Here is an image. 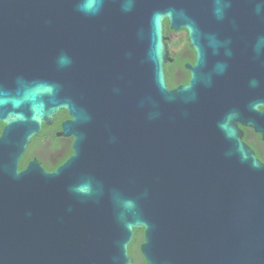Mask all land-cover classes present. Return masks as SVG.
Here are the masks:
<instances>
[{
    "label": "water",
    "instance_id": "obj_1",
    "mask_svg": "<svg viewBox=\"0 0 264 264\" xmlns=\"http://www.w3.org/2000/svg\"><path fill=\"white\" fill-rule=\"evenodd\" d=\"M165 20L196 53L175 89ZM3 41L25 56L0 78V264H131L138 228L146 264H264V165L235 128L264 109V0H0ZM61 109L71 156L19 170Z\"/></svg>",
    "mask_w": 264,
    "mask_h": 264
},
{
    "label": "flooded vegetation",
    "instance_id": "obj_2",
    "mask_svg": "<svg viewBox=\"0 0 264 264\" xmlns=\"http://www.w3.org/2000/svg\"><path fill=\"white\" fill-rule=\"evenodd\" d=\"M163 35L166 38L165 43L169 52L170 62L165 64L166 84L169 89H175L179 86H186L190 80L191 67L196 62V53L189 40V33L186 29L178 31L172 30L165 20L163 21ZM24 48L16 49L11 43L2 42L0 45V78L10 85L12 77L20 69H23ZM17 57L20 59V65L17 67ZM173 80L177 85L170 88L168 81ZM259 114L251 118L249 124L235 122V128L239 133L241 143L252 153L254 159L261 165H264V109L258 107ZM70 120L67 111L61 109L54 116L50 125H43L40 133L32 138L25 149L24 155L28 161L27 164L36 160L45 169L44 164H48V172L54 171L72 154V138L60 136L62 124ZM5 124L0 122V136ZM39 140L37 143L35 141ZM63 160V162H61ZM61 162V163H60ZM145 243V229L138 228L133 230V239L131 242L133 256L131 264H146L142 254L141 247Z\"/></svg>",
    "mask_w": 264,
    "mask_h": 264
},
{
    "label": "trees",
    "instance_id": "obj_3",
    "mask_svg": "<svg viewBox=\"0 0 264 264\" xmlns=\"http://www.w3.org/2000/svg\"><path fill=\"white\" fill-rule=\"evenodd\" d=\"M168 86L170 87V88H172V87H175V86H177L175 83H174V81L173 80H169L168 81ZM39 140L37 139V141H35L36 143L38 142ZM27 161H28V159L24 156H22V158L20 159V161H19V170H23L25 167H26V165H27ZM61 162H63V160L61 161ZM60 162V163H61ZM44 166L46 167L45 169L46 170H49V167H48V164H44ZM128 254L130 255V256H133L134 254L132 253V245L130 244L129 245V247H128Z\"/></svg>",
    "mask_w": 264,
    "mask_h": 264
}]
</instances>
